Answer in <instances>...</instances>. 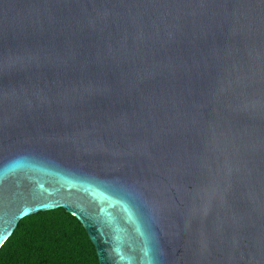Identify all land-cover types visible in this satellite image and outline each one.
I'll return each instance as SVG.
<instances>
[{
  "label": "water",
  "instance_id": "obj_1",
  "mask_svg": "<svg viewBox=\"0 0 264 264\" xmlns=\"http://www.w3.org/2000/svg\"><path fill=\"white\" fill-rule=\"evenodd\" d=\"M58 209L99 264H264V0H0V249Z\"/></svg>",
  "mask_w": 264,
  "mask_h": 264
},
{
  "label": "trees",
  "instance_id": "obj_2",
  "mask_svg": "<svg viewBox=\"0 0 264 264\" xmlns=\"http://www.w3.org/2000/svg\"><path fill=\"white\" fill-rule=\"evenodd\" d=\"M0 264H99L82 224L63 209L20 221L0 249Z\"/></svg>",
  "mask_w": 264,
  "mask_h": 264
}]
</instances>
